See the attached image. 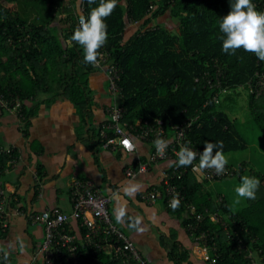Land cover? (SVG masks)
<instances>
[{"label":"trees","instance_id":"obj_1","mask_svg":"<svg viewBox=\"0 0 264 264\" xmlns=\"http://www.w3.org/2000/svg\"><path fill=\"white\" fill-rule=\"evenodd\" d=\"M70 2L0 0V87L23 99L25 133L40 105L51 103L59 95L69 97L84 124L90 120L95 101L90 74L101 68L84 62L83 50L71 40V35L78 26L79 15H89L99 0L93 4L83 0V12L76 5L77 0ZM253 3L258 11H264V0ZM229 11L230 0H118L105 20L108 40L103 47L110 50L112 60L123 69L120 83L122 102L127 108L123 120L128 128L146 119L161 118L171 134L174 124L198 114L186 141L202 150L207 142H222L223 153L248 146L227 104H234L233 94L238 87L248 88L256 70H264V61L243 49L235 54L223 52L219 21ZM161 16L164 20H160ZM166 17L170 21L177 19V28L169 26L167 23L171 22ZM217 67L222 71V86H228L226 91L210 86L204 76L209 71V77L214 79ZM222 92L226 93L224 97L214 100L213 95ZM248 109L264 133V94L256 96L248 90ZM97 135L96 143L101 145L99 129ZM14 152L18 153L17 148ZM10 157L0 153L1 168L8 165ZM246 166L243 159L230 175L241 178ZM38 171L42 176L41 168ZM249 174L260 180V186L256 198L246 199L240 209H235L226 195L214 193L206 184L208 179L193 172L192 166L174 180L184 195L179 208L173 211L163 202L181 218L194 241L206 243L209 264H264V170L251 167ZM162 183L160 180L157 185ZM188 202L203 212L201 221H195L196 216L189 213ZM211 213H217V219ZM191 221L196 224L192 230L188 228ZM1 222L0 218V239L7 234ZM202 231L206 232L205 238L197 240L196 235ZM160 240L176 264L188 258L189 249L179 246L171 235L160 234ZM89 256L95 264H125L102 250L89 251ZM10 263L11 259L7 264ZM38 263L39 260L35 264ZM0 264H5L1 254Z\"/></svg>","mask_w":264,"mask_h":264},{"label":"crops","instance_id":"obj_2","mask_svg":"<svg viewBox=\"0 0 264 264\" xmlns=\"http://www.w3.org/2000/svg\"><path fill=\"white\" fill-rule=\"evenodd\" d=\"M76 5L79 6L78 0ZM89 85L95 101L86 124L69 97L62 95L49 104L40 105L31 118L28 133L23 131L24 116L10 112L0 115V144L12 145L18 151V158L1 174L13 205H20L26 210L58 205L70 211L69 187L75 178H91L109 194V190H121L123 194L122 187L129 182L141 184L142 190L160 182L161 170L168 164L167 160L154 162L146 171L138 172L135 176L126 174L127 167H135L134 162L149 155L152 142L135 138L134 151L122 148L112 150L96 143L100 124L108 116L106 108L112 94L108 89L107 75L102 69L90 74ZM235 94L232 96L236 98ZM230 105L233 104L228 103L227 107ZM234 110L230 108V112L235 113ZM38 168L43 173L40 186L37 182ZM140 193L135 198L125 197L124 204L130 216L138 214L143 217L147 230L136 233L126 226H119L135 241L148 261L152 264H176L169 258L168 249L160 240V234H165L176 239L179 246L189 249V256L182 264H209L202 251L198 250L196 241L182 225L181 218L171 213L163 201L149 202ZM114 206L112 200V213ZM71 226L76 232L81 230L75 221H71ZM17 236L22 237L26 245L23 252L9 247ZM43 237L42 224H31L24 216L12 213L8 217L7 234L1 239L3 249L11 254L10 264L30 262L35 254L40 257ZM34 238H38L37 244ZM38 264H41L40 258Z\"/></svg>","mask_w":264,"mask_h":264},{"label":"built area","instance_id":"obj_3","mask_svg":"<svg viewBox=\"0 0 264 264\" xmlns=\"http://www.w3.org/2000/svg\"><path fill=\"white\" fill-rule=\"evenodd\" d=\"M79 1V10L83 12V0ZM101 58L99 60V68L105 71L108 81V89L112 94V100L108 104L107 118L99 128V138L101 146L108 149L122 148L126 151L121 141L127 140L131 147V151L136 149L135 138L154 141L158 136L171 142L168 145L163 156L157 153V150L152 145V151L145 159H140L138 164L126 168L128 176H135L138 172H143L148 167L158 161L167 160L168 164L161 170V180L164 182L160 185H150L141 191V197L149 202L158 200L163 201L170 206V201L173 197L183 198L182 189L176 178H181L188 167H177L170 165V161L176 160L175 153L181 145L189 146L197 153L199 162V154L202 149L192 144L187 140V132L198 119L199 115H195L181 123L173 125L174 129L171 134L167 133L164 127V121L161 118L152 120H144L142 123L127 127V122L123 120L124 114L127 111L123 104V91L120 83L123 69L111 58V52L106 47L100 50ZM222 71L220 67L216 68L215 78L209 77V71H206L204 76L207 78L210 86L223 87L226 91L228 86H222L221 82ZM196 79H199L197 77ZM248 90L255 93L256 96L264 94V70H256L255 75L250 78L247 83ZM214 100H219V93L213 95ZM23 99L18 93L13 91H5L0 87V114L5 112L15 113L19 117H23ZM133 130V131H131ZM134 132V134L132 133ZM153 143V142H152ZM16 147L12 145L0 144V153L9 154L8 165L5 168L0 167V218L1 227H8V217L12 213H18L24 216L31 224L40 223L44 228V237L41 241L39 253L33 256L30 262L22 264H35L39 258L42 264H95V260L89 256L90 252L104 251L110 254L113 258L121 259L125 264H150L149 261L142 255L135 242L125 233V231L116 223L112 214L110 204L111 196L103 191L102 187L91 178H75L69 187V198L71 201V210L66 211L58 205L46 207L44 209L26 210L20 205H13L1 179V174L7 169L11 162L18 158V153H15ZM236 167L227 164L222 175H217L215 170L207 169L202 174L205 179H218L233 173ZM37 182L40 186V177L37 174ZM189 213L196 216L195 221H201L204 217L202 211H196L195 204L188 202ZM12 206V208L10 207ZM217 213H211L213 219H217ZM71 221H75L79 226L80 231L76 232L72 229ZM189 229H195L196 224L188 222ZM206 232L202 231L196 235V239L205 238ZM199 251H202V256L209 259L210 255L206 243L196 241ZM0 249H3L0 239ZM4 250V249H3ZM3 258L2 252H0ZM11 259L9 253L8 261ZM214 260V258H212ZM7 261V262H8Z\"/></svg>","mask_w":264,"mask_h":264},{"label":"clouds","instance_id":"obj_4","mask_svg":"<svg viewBox=\"0 0 264 264\" xmlns=\"http://www.w3.org/2000/svg\"><path fill=\"white\" fill-rule=\"evenodd\" d=\"M89 4L95 3V0H88ZM118 0H99V4L93 7L90 14L85 16L79 15L78 26L71 35V40L81 46L83 50V60L87 64L99 66L101 58L100 49L108 40L106 18L112 14L117 7ZM219 30L222 33V50L225 53L235 54L238 49L245 52L254 53L256 57L264 61V11L256 9L253 0H230V11L219 21ZM171 141L157 137L153 144L157 153L164 155ZM122 146L131 151L127 140L121 141ZM176 160L170 161V165L177 167L192 166L195 173H203L207 169L215 170L217 175H222L228 164L222 150V142L205 143L202 152L199 154L187 145H181L175 153ZM260 186V180L256 177L245 175L241 178V183L235 188L236 196L239 199L254 200L257 190ZM139 183L129 182L121 190L111 191V199L115 202L113 215L119 225L126 226L128 229L136 232H145L146 226L143 223V217L140 215L128 214L124 204V198H135L136 194L142 190ZM180 206L178 197H173L170 201V207L175 211ZM10 249L23 252L26 248L22 237L17 236L9 245ZM3 254V260L7 264L9 253L0 249Z\"/></svg>","mask_w":264,"mask_h":264},{"label":"rangeland","instance_id":"obj_5","mask_svg":"<svg viewBox=\"0 0 264 264\" xmlns=\"http://www.w3.org/2000/svg\"><path fill=\"white\" fill-rule=\"evenodd\" d=\"M167 18V22H169L170 18ZM160 20H164V16L160 17ZM171 23H167L172 28H177V19H173L170 21ZM237 96L234 100V107H227L234 108L235 113L230 112L233 116H236L238 121V126L246 137L248 141V146L245 149L235 150V151H228L224 153L225 157L228 160V163L237 166L240 161L245 159L247 161V166L245 173L242 175H248L250 168L254 167L260 170H264V133L261 129L257 126V124L252 119L249 109H248V88L245 86H240L237 89ZM225 92L220 93V99L223 98ZM241 177V178H242ZM253 177V176H252ZM241 178H239L236 174L229 175L227 177H222L218 179H209L206 182L207 186L212 189L214 193H220L227 196L228 200L233 204L235 209H240L242 206L246 204V199H239L236 196L235 188L241 183ZM38 239V238H37ZM34 238L36 244L38 240Z\"/></svg>","mask_w":264,"mask_h":264}]
</instances>
